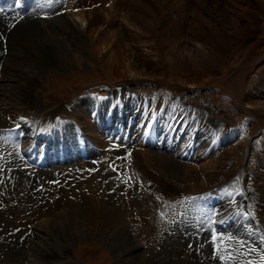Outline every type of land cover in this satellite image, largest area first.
<instances>
[{
  "label": "bare ground",
  "instance_id": "bare-ground-1",
  "mask_svg": "<svg viewBox=\"0 0 264 264\" xmlns=\"http://www.w3.org/2000/svg\"><path fill=\"white\" fill-rule=\"evenodd\" d=\"M197 1L194 7L191 0H68L66 5L60 4L62 1L57 0L56 4L51 6L53 12L57 11L54 7L58 4V7L60 6L62 7L60 9H63L65 19L61 21L59 19L60 17L53 16L54 18L48 17L49 19H47V22H41L42 20H40L38 23L35 17H29L27 21H25V19L28 17H22L20 18L22 21H18V27L13 30H19L22 26H29L28 29H24V31L21 30V32L25 34L24 36H29V39L22 37L24 38L23 45L27 44L32 50H37V54L39 48L40 52H48V61L56 56L57 59L60 58L59 61H61V63L65 62L70 66L75 63L71 64L68 58L71 56L78 58V55L71 52L73 48L70 46L72 45L70 44L69 46L67 41L81 39L82 34L90 35V32H92L94 38L90 35L87 45L96 50L101 58L102 65H104L106 72L111 77L115 75L118 78H140L142 76H147L157 79V72L150 71L153 62H161L167 71L175 70L178 73H183L186 69L193 71L198 68L203 70L204 67H214L218 59L210 56L208 54L209 51H213L217 56H222L225 54L229 45H232L239 39H245L250 35L249 29L239 21L241 17H246L251 25L255 24L254 15L249 12L247 7H237L232 4L235 1L232 0L231 2L230 0H224V3L227 5H225L226 8L231 9L232 12H236L235 15L237 16H223L225 18L223 19L217 14V9L220 6L219 2L222 0ZM243 1L253 4V1L242 0V2ZM97 2H100L99 7H97ZM201 7L206 8L205 11H201ZM172 9H175L177 16L171 13ZM191 10H193V14L189 15ZM6 14V12L3 11L1 13L0 11V36L3 39L9 38L8 42H5V44L7 43L8 45L12 38L11 32H13V30H11V22L13 20L9 22V19L14 18V16ZM76 17L77 19L80 17L79 19L85 22L84 27L78 25ZM177 17H180V19H177ZM6 23L9 24L6 25ZM13 26L15 27V25ZM52 26L53 28L56 26L61 32L55 34L52 30ZM109 26L111 28L120 27V29H126V36L123 37L122 32L119 31L116 35V40L110 41V38L104 40L102 33ZM222 30H227L228 33L232 32L233 35L228 33L223 34L224 31ZM22 33H20V35H22ZM16 34H18V32H15V35ZM19 39L21 40V38ZM21 42L22 41L16 44L17 47L15 46V49L3 48V54L0 56V87H4L0 93V137H5L7 145L13 149L8 150L6 147L7 145L3 146L11 158L13 157L15 160L20 158L25 169L37 171H39V169L34 168L32 164L37 166L41 164L49 167L63 164V162L67 161V158H77L79 156L77 148L74 146V142L70 141V138L66 135L64 125L67 127V132L73 135L76 143L74 129L77 130L78 135L79 133L82 134L79 140L81 143H85L86 148L90 142L89 137L91 138L92 143L90 144V152L91 156H94L93 154L105 153V151L109 149V146L112 150L122 147L121 144L113 145L109 136L107 138L105 134H102L103 127L110 129L109 135L114 137L117 142L123 141L126 143L133 141V137H137L141 131L145 135V131H148V126L150 127L151 124L152 135L146 139V144L162 150L145 152L147 158L145 159L144 156H142L143 161L147 160L151 164L156 163L157 166L163 169L165 168V172H169L168 169L174 171V166L182 165L185 172L188 174V179L190 180L193 190L202 191L208 188V190L204 191L207 193V196L204 197V201L206 205H210L211 209L207 207L206 209L200 208V210L204 212L203 214H205V212L210 214V222L204 220L200 221L197 216L193 217L192 215L189 218L191 219V223H196V225L193 226L194 232L200 233L208 230L206 237L202 239L198 236V240L202 239L206 242H212V246L215 248V260L218 259L220 261L218 254H221L226 263L232 264L237 262L235 260V247L238 250L237 259L245 258L254 252L250 257L252 260L257 261V263H252L249 260L237 263L264 264V256L258 254L259 251L264 253V149L262 154L260 153L261 150L258 149L260 150L259 159L250 164V167H255V171L252 173L254 178L250 179V183L252 184L253 180L255 181L253 184L254 186L247 187L242 185L232 193L233 196H228L224 192H221L222 187H226L225 185L227 183L223 185L215 183L218 178L217 175L222 173L224 166H222L221 169L220 166L217 167L214 165L212 168L210 167L211 170H203L195 174L193 172L195 169H192L194 166H191L194 163H188V160L193 158L197 163L206 159L213 154V151H216L221 141L231 138L232 135H229L226 131L219 132L217 126L214 130L211 125H205V114H197L196 111L191 110V108L185 109L183 107L184 109L181 111L172 113L174 115L167 116L166 114H170L168 113L170 110L169 108L164 110L165 103H162L163 99L160 104L158 103V105L155 106V109L152 108L154 107V102L161 100L157 99V95L150 96V101H145L146 95H140V93L136 97H127L128 91L124 90L122 96L119 89H117L115 94L109 98L106 96L97 97L99 102L98 105L102 107L97 109V113L93 112L94 114L91 115L92 109L88 106V113H90L89 115H91L92 118L96 119L98 114H102L101 119L104 120L105 123L98 121L101 125L103 124L100 129L95 124V119L88 120V122L81 121V119H87L86 116L88 117V113L84 110L82 113L76 114L78 108L83 110L76 105H71V110L66 108L67 106H63V109L57 108L56 111H58L53 115L52 119L50 117L51 120L46 113L37 115L39 112H33L29 109L30 101L27 94H24V90L32 84V79L29 78V76L31 74L33 75V73L39 74L40 69L38 66L30 64L28 66H23L19 73H25V71H27L28 73L26 74L29 79H23L22 82L14 73V71L17 70L15 67L17 54L13 57L14 59H9L13 51L21 50ZM33 42H37V45H34ZM256 42L257 40L251 41V47H253ZM126 45L128 47V54L124 56L123 47ZM249 50H251V48ZM116 69L118 71L117 74L114 73ZM198 81L199 79L197 80L196 77L185 76V82L190 85L197 86L199 85ZM15 89L19 92L14 93ZM251 93L252 94H249V100L251 101L248 102L249 106L256 108L264 114V87L260 83H257L251 90ZM180 105L182 106V104ZM59 110L64 111L66 114L63 115ZM58 113L66 116L68 120L72 118L77 119L79 123L83 125L89 137L84 133V130L78 122L77 125L74 124L72 127L71 123L65 119L66 122L64 123L55 121L54 116ZM32 114H34V116H31ZM213 121L214 120H212V122ZM18 123H21L20 127H18ZM162 126H164L163 130ZM146 128L147 130H144ZM182 129L183 133L181 134ZM57 131L60 132V136H56ZM120 132L122 133L120 134ZM244 135L245 134H243V136ZM55 138L60 141L56 143ZM144 138L145 137H143V140ZM40 142H42L43 145L42 149H40L39 158H36L37 145ZM15 144L16 152H13L15 151L13 147ZM103 145L105 147H102ZM263 146L261 145V147ZM145 150L147 149H141V151ZM128 151L127 167L121 170L125 178L122 177L123 180L120 176V179L117 181L119 188L122 186L120 188V190H122L121 202L117 200L120 202L119 208L117 209L116 204H113L114 210L119 214L103 209V206L111 203V200H109L108 194L105 192V188L103 187L104 181L100 178V175H96L97 178H90L82 186H78V188L69 191L72 195V197L70 195L69 197H71L72 200H70L69 197L67 199V196L60 200L54 197L51 198L50 202L47 204L38 206V210L36 211L37 220H35L36 218L33 219V222L31 220L33 230L30 232V237H32L27 239L25 246L28 245L26 246V250H24V252L26 251L25 258H22L23 261L20 264H61L58 261L51 260L53 253L56 251H65V245H68L70 242L69 236L72 237L76 235L68 236L65 229L67 232H71L75 229L84 235H88L93 231L90 236L94 237H96L94 232L103 230L104 234H108L111 237L106 238L105 241L115 247L117 256L122 257L119 264H202L199 258L194 255L190 249V243L187 241L181 243L179 238L176 239L174 244H165L158 254H152L151 257L147 256L145 253H141L138 247L139 245L128 243V233L126 230L130 225L135 224L136 214L140 212L143 213L142 215L152 214L151 208H144L145 204L148 205L149 202L152 204L157 203L158 205L162 204L161 210H165L167 206V202L162 203L163 198L161 199L158 196V194H161L155 188L154 184L150 183L148 180L141 179L140 175L133 173L138 165V154H136V152H139L131 149V147L128 148ZM57 152L61 157L56 155ZM107 156L109 155H106V157ZM223 157L224 156L213 154L210 160L220 163ZM107 158H110V156ZM228 160L226 162L229 163L230 160ZM103 166L104 164L102 168ZM60 168L70 167L62 166L55 169ZM106 172H108V170ZM104 176H106V173ZM88 182L92 183L90 187H87ZM135 186L140 187V193H137L141 195L143 203L145 202L143 205L139 204L137 197L133 198L131 195V190ZM249 187H251L252 190L255 189V194L253 196L250 194ZM118 191L119 190H117V192ZM83 192H87V194L83 195ZM86 202L87 204L85 206L84 203ZM252 203L251 210H249L248 205ZM192 205L194 206V204ZM83 208H85L86 211L82 212ZM246 209L251 211L250 216H241ZM163 211L162 217L165 220H173L172 216L168 214L165 215ZM63 212H65L63 214L64 217L60 218L59 214ZM188 213L190 214V211ZM247 223L252 224V226H249L250 224L247 226ZM150 224L148 223V225ZM36 225L37 228L35 231ZM183 235L184 233L181 232V234H178V237ZM36 237L40 238V240L34 241L33 238ZM66 239L68 240L66 241ZM50 240L53 241L52 244H49ZM5 264L8 263L6 262Z\"/></svg>",
  "mask_w": 264,
  "mask_h": 264
},
{
  "label": "rangeland",
  "instance_id": "rangeland-1",
  "mask_svg": "<svg viewBox=\"0 0 264 264\" xmlns=\"http://www.w3.org/2000/svg\"><path fill=\"white\" fill-rule=\"evenodd\" d=\"M191 1L195 7L196 2L198 1ZM230 1L232 2V0ZM233 1L235 2L232 4L236 5L237 7L241 6V8L247 7L249 9V12L254 15L255 24L251 25V23L248 21V18L241 17L239 21L249 29L250 35L245 39H239L232 45H229L225 54L222 56H217L213 51H209L208 54L210 56L216 57L219 61L217 60L216 66L210 68L204 67L203 70H200L201 68H198L199 70L196 69L193 71L186 69L183 71V73H178L175 70L167 71L161 62V64L159 62H153L151 64L150 71L157 72V79L147 76H142L140 78H118L115 75L111 77L106 72L104 65H102L103 63L101 62V58L96 50L87 45L90 35L94 38L92 32H90V35L82 34L81 39L67 41L69 46L70 44L72 45L70 46L73 48L71 52L78 55V58H74V56L68 58V61H70L71 64L75 63L72 66L65 62L61 63V61H59L60 58L57 59L56 56L52 58L53 60L50 59V61H48V52H40L39 48L37 54V50H32V48L27 44L23 45V39H29V36H24L25 34L22 33L21 30L24 31V29H28L29 26H22L19 28V30H13L19 25V20L16 22L14 18L9 19V22L13 20L11 22V30H13V32H11L12 38L10 39L12 42L10 41L7 45L5 42H8L9 38L3 39L0 36V56L3 54V48L15 49L16 44L22 41L21 50L15 52L13 51L12 55L9 57V59H11L17 54L15 67L18 71H13L23 82V79L27 80L28 78L26 74L28 73L27 71H25V73H19L23 66H28L30 64L39 67V74L33 73V75H30L31 77L29 76V78L32 79V84L24 90V94H27L29 98V109L33 112H39L37 115L46 113L48 114L49 119L50 117L52 119L53 115L56 114L58 111H56L57 108L63 109V106H67L66 108L70 109L69 106L71 105H76L77 107H81L83 109L81 110L78 108L76 114H80L84 110L88 113V106H90L92 109L91 115H93L94 113H97L98 108H102L98 105L99 102L97 97L106 96L109 98L115 94L117 89H119V92H121L122 96L124 94V90L128 91V97H136L140 93V95H146L145 101H150V96L157 95V99L161 100L154 102V107L152 108L155 109V106H157L158 103L160 104L163 99L162 103H165L166 105H164V110H166V108H169L170 110L168 111L170 114H166L167 116L174 115L172 113H175V111H180L184 108H191L192 110L200 108L201 111L203 110L202 112H208L209 110L208 121L211 122L213 129L215 130L218 127L221 132L226 131L229 135H232L231 138L221 141V143L218 145L219 148L217 147L216 151H213V154L217 156H224L223 160H221L222 162L220 161V163L212 162L210 160L211 156H213L212 154L209 156L210 158L207 157L209 159L206 158L207 160L204 159L197 163L195 162V159L190 158L188 163H194L191 166H194L192 169H195L193 171L195 174L200 173L203 170H211L210 167L212 168L214 165L217 167L220 166L221 169L222 166H224L222 173L217 175L218 178L216 179L215 183L219 185L227 183L225 185L226 187H222L221 192H224L228 196H233L232 193L236 190L237 186L238 188L241 187V185L247 187L254 186L253 184L255 181L253 180L252 184L250 183V179L254 178L252 173L255 171V167H250V164L256 162L259 159V151L261 150L260 153L262 154L264 149V114L256 108L250 107L248 103L251 102L249 100V94H252L251 90L256 86V84L260 83L264 87V0H256V2L255 0H249L250 2L253 1V4L245 3L244 1L242 2V0ZM219 3L220 6L217 9V14L221 18L225 19V16L231 15L237 16L235 15L236 12H232L231 9L226 8L227 5L224 3V0ZM29 4L30 9L37 10H32L31 14L33 16H27L28 18L25 19V21H27L29 17H35L38 23L40 20H42L41 22H47V19L52 18L53 16H58V18L60 17L59 19L61 21L62 19H65L64 15H62L60 11L53 12L48 0H30ZM97 5L96 6L99 7L100 2H97ZM8 7H10V5ZM205 9L206 8L203 7L200 8L201 11H205ZM172 10L171 13L174 16H177L175 9ZM192 11L193 10L189 12V15L193 14ZM42 13L48 14L45 15ZM79 18L77 19L76 17V22L79 26L84 27L85 22ZM177 19H180V17H177ZM8 24L9 23H6V25ZM13 25H15V27ZM110 26L107 27L102 33L104 40L109 38L110 41L116 40V35L119 33V31L122 32L123 37L126 36V29H120V27L111 28ZM54 28L52 26V30L55 32V34L61 32L56 26H54ZM222 31H224L223 34L228 33L227 30ZM15 32H18V34L15 35ZM20 33H22V35H20ZM228 34H232V32ZM19 38H21V40ZM256 40L257 44L255 43V45L251 47V41ZM36 43L33 42L34 45H37ZM9 45H12V48ZM127 48V45L123 47L124 56L128 54ZM250 48L251 50H249ZM1 65L3 66L2 62ZM117 72L118 71L116 69L114 73L117 74ZM185 74L196 77L197 80L199 79V85L193 86L186 83L185 76L187 75ZM0 89L1 93L4 87L2 86ZM18 92L19 91L17 89L14 90V93ZM180 104H182V106ZM59 112H61L63 115L66 114L61 110H59ZM62 114L58 113L55 117H62L63 123L69 121L72 125V121L67 120V117L63 116ZM89 114L90 113H88V117L86 116L87 119L80 118L81 121L88 122V120L90 121L95 119ZM97 116L98 117L95 119V124L100 129L103 124L101 125V123L98 121L103 123L105 122L101 119L102 114H98ZM212 120L214 121L212 122ZM79 124L83 127L81 123ZM64 130L67 132L66 125H64ZM144 130H147V128ZM151 130L152 128L150 124V127L148 126V131H145V135L142 133V131L139 132L137 137H133V141L131 143H124L123 141L117 142L114 137L110 136V141L113 143V145L121 144L122 147L112 150V148L109 146V149H107L105 153L101 152L100 154H93L94 156L77 161L74 159V161L64 165L70 168L55 169L62 167L61 165H58L41 168L39 171L25 169L20 158H17V160H15L13 157L11 158V156H9L3 147L7 145L5 137H0V264H5L6 262L8 264H20L25 258L26 251L24 252V250H26V246L28 245L27 244L25 246V244L27 243V239L32 237H30V232L31 229L33 230L32 222L33 219L36 218L38 206L47 204L50 202V199L54 197H56L58 200L65 198L66 196L68 199L69 195L72 197L69 191L78 188V186H82L90 178H97L96 175H100V178L103 179V187L105 188V192H107L109 200H111L112 203L105 204L103 209L110 212H116L113 208V204H116V208L118 209L122 196V190H120L122 186L119 188L117 181L120 178H125V175L121 170L122 168L127 167L126 161L128 158L129 147H131V149L134 148L135 151H138L141 147V149H147L145 151H141L140 149L138 151L139 153L136 152V154H138L137 158L139 172L143 178L154 184L155 188L161 194H158V196L161 199L163 198L162 203L167 202V206L165 210L163 209L165 211L164 212L161 210L162 204H152L151 202H149L148 205L145 204L144 208H151L152 214L142 215V212L136 214L135 224L130 225V227L126 230L128 233V243L132 245H139L138 247L140 252L151 257L152 254H158L165 244H174L176 239L179 238L181 243L184 241L190 243V249L192 250L193 254L199 258L202 264H228L225 262L221 254H218L220 261L218 259H214L215 248H213L212 242H206L205 240H202L204 237H206V234H208V230L202 231L200 233L194 232L193 226L196 225V223H191V219H189L192 215L193 217L197 216L200 221L204 220L210 222V214L207 212L203 214L204 212L200 210V208L206 209L207 207L211 209L210 205H206V202L204 201V197L207 196V193L204 191L208 190V188L202 191L193 190L190 180L188 179V174L185 172V169L182 167V165H176V167L174 166L176 173L175 170L171 171L169 169V172H165V168L163 169L162 167L157 166L156 163L151 164L147 160L143 161L142 156H144L145 159L147 158L145 152L161 151L155 146L151 147L146 144V139L152 135ZM106 132L107 130L102 128V134H105L108 138L109 135L106 134ZM121 133L122 132H120V134ZM57 134L58 131L56 132V135ZM243 134L245 135L243 136ZM68 137L70 138V141L74 142V146L76 147V142L74 141L75 138H73V135L68 133ZM143 137H145L144 140ZM57 142L58 141H56V143ZM261 145L263 147H261ZM6 147L8 150H13L8 145ZM13 147L15 149L13 152H16V144ZM41 147L42 145L40 144L38 149ZM102 147L105 146L103 145ZM228 150L230 151L227 152ZM105 154L109 155L111 159L107 158L109 156L106 157ZM227 160L229 163L226 162ZM103 164L104 166L102 168ZM107 170L108 172H106ZM141 171H143V173ZM105 173L106 176H104ZM159 180L162 182V184L159 182ZM91 185L92 183L88 182L87 187H90ZM226 188L229 189L227 190ZM139 189V186L132 188L131 195L133 198L137 197L139 204L143 205L145 202L143 203L142 197L139 194ZM117 190L119 191L117 192ZM249 190L251 194H255V189L252 190V188L249 187ZM86 194L87 192H83V195ZM71 197H69L70 200H72ZM86 204L87 202L84 203L85 206ZM192 204H194V206ZM251 205H253V203ZM248 209L251 210V206H249ZM248 209L244 210V213L241 216H250L251 211ZM84 211H86L85 208H83L82 212ZM162 211L165 213V215L168 214L169 216H172L173 220H165L162 217ZM189 211L190 214L188 213ZM64 213L65 212L59 214V217H64ZM35 220H37V218ZM148 223L151 224L148 225ZM249 224L250 223H247V226ZM37 225L35 227V231ZM249 226H252V224ZM65 232L68 236L76 235L72 237L69 236L70 244L68 243V245H65V251H56L53 253L51 257V260L53 261H58L61 264H119L120 260L122 259V257L117 256L115 247L105 241L106 238L111 237L108 234H104L103 230L100 232H94L96 237L90 236L93 231L88 235H84L75 229H73L71 232H67L65 229ZM181 232L184 233V235L178 237V234H181ZM198 236L202 239L198 240ZM33 240L38 241L40 238L36 237L33 238ZM67 240L68 239H66V241ZM52 243L53 241L50 240L49 244ZM234 250L235 260L237 262L241 263L249 260L252 263H257L256 260L254 261L250 257V255H253L254 252L245 258L237 259L238 250L235 247ZM260 253L261 252L259 251L258 254L264 256V253ZM237 262L232 264H236Z\"/></svg>",
  "mask_w": 264,
  "mask_h": 264
}]
</instances>
